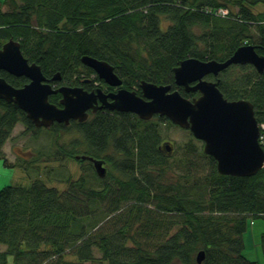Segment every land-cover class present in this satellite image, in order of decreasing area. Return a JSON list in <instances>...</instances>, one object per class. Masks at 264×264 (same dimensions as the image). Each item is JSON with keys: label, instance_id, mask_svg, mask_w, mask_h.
<instances>
[{"label": "trees", "instance_id": "trees-1", "mask_svg": "<svg viewBox=\"0 0 264 264\" xmlns=\"http://www.w3.org/2000/svg\"><path fill=\"white\" fill-rule=\"evenodd\" d=\"M260 2L0 0V47L18 40L47 77L61 74L53 81L59 85L90 90L84 81L96 72L82 62L90 55L112 64L138 94L147 80L194 98L199 92L178 86L174 68L188 57L225 61L245 43L264 55V25L256 24L264 12L254 9ZM220 7L229 8L230 16L216 15ZM0 77L15 87L29 82L3 69ZM218 79L227 99L250 100L258 122L264 121V73L237 64ZM60 99L50 96L58 105ZM158 120L114 110L50 127L54 135L73 137L66 144L56 138L48 159L74 158L83 172L65 190L41 178L0 190V264L10 256L14 264H198L201 250L202 264H260L244 251L249 223L264 219V168L247 177L220 174L215 158L194 139L175 157L161 144L160 131V122L174 124L167 117ZM19 123L42 129L14 102L0 99L4 163V145ZM78 155L104 159L107 175L99 177L93 163ZM261 246L264 252V232Z\"/></svg>", "mask_w": 264, "mask_h": 264}, {"label": "water", "instance_id": "water-1", "mask_svg": "<svg viewBox=\"0 0 264 264\" xmlns=\"http://www.w3.org/2000/svg\"><path fill=\"white\" fill-rule=\"evenodd\" d=\"M82 62L100 79L119 89L106 94L102 89L88 91L82 86H56L53 81H60L61 74L57 72L52 78L47 77L39 64L25 57L21 43L11 38L0 48V70L25 76L29 82L15 87L0 77V99L14 102L36 127L45 128L55 123L83 122L90 109L94 112L101 108L131 112L143 120L165 116L203 141L205 153L215 158L220 174L247 177L264 167V149L259 143L260 127L254 104L247 99H227L219 88V79L208 78L210 75L218 77L234 64H251L259 73H264V55L257 53L253 45L239 47L225 61L196 57L182 60L174 68L175 81L186 91L199 92L194 98L184 96L170 84L147 80L141 81L139 95L136 90L123 87L124 80L108 61L84 55ZM57 93L62 96L60 105L50 101V96ZM164 147L172 151L169 142H165ZM78 158L90 159L99 177L107 175L103 159L82 155ZM204 258L205 251L201 250L197 254L198 264H202Z\"/></svg>", "mask_w": 264, "mask_h": 264}, {"label": "rangeland", "instance_id": "rangeland-1", "mask_svg": "<svg viewBox=\"0 0 264 264\" xmlns=\"http://www.w3.org/2000/svg\"><path fill=\"white\" fill-rule=\"evenodd\" d=\"M2 9L10 10L11 7L8 4H3ZM254 9L257 13L264 12V3L260 2ZM95 75L93 74L91 77L93 78ZM152 120H158V116H155ZM49 129L42 128L40 131L35 132L26 130V126L22 123L16 126L11 138L4 145L8 163H4V159H0V190L10 184L29 186L35 178H41L48 186L65 190L71 180H75L81 175L83 167L74 158H65L59 161L58 157L60 156H58L51 160L48 159V154L46 153L52 151L56 138L59 142L66 144L73 137L68 133H61L60 136L54 135L53 131ZM160 131L163 137L161 144L163 145L169 141L174 153L172 155L175 157L182 156L185 151L184 147L191 143L193 139L195 140L193 141L194 143H198L199 146L203 145L200 140L193 136L190 130L183 129L175 124L160 122ZM23 167H27V169ZM251 221L245 234L244 254L248 259L264 264V252L261 246L264 219L256 218ZM99 255L97 253V256ZM68 258L77 259L75 256H69ZM8 264H14L12 256L8 258ZM83 264H92V262L87 261Z\"/></svg>", "mask_w": 264, "mask_h": 264}, {"label": "flooded vegetation", "instance_id": "flooded-vegetation-1", "mask_svg": "<svg viewBox=\"0 0 264 264\" xmlns=\"http://www.w3.org/2000/svg\"><path fill=\"white\" fill-rule=\"evenodd\" d=\"M1 48V47H0ZM96 77V75H95ZM62 78V77H61ZM99 78V77H98ZM56 82V81H55ZM85 83L88 84V86H90V90H88L87 88H85L84 85H75V86H82L84 89L88 90V91H93V90H97V89H102L103 92H105L106 94L110 93V92H116L119 87H114V86H111L109 84H107L105 81H103L102 79H99V80H93V78L91 77H87L86 80L84 81ZM56 86H60L58 83H54ZM62 85V84H61ZM127 87L125 84L123 85V87ZM57 94H60V93H57ZM108 100H112L111 97L108 98ZM102 102L99 100V104H101ZM99 111H110L108 110L107 108H101V109H98L97 111H93L92 109L89 110V116L87 118V120H89L92 115L94 114H97ZM119 112V111H117ZM87 120L83 121V122H86ZM83 122H79V123H83ZM82 156H86V155H82ZM88 157V156H87ZM90 157V156H89ZM88 159V158H86ZM89 161H91L90 159H88ZM92 162V161H91ZM93 163V162H92ZM108 167V165H107Z\"/></svg>", "mask_w": 264, "mask_h": 264}, {"label": "built area", "instance_id": "built-area-1", "mask_svg": "<svg viewBox=\"0 0 264 264\" xmlns=\"http://www.w3.org/2000/svg\"><path fill=\"white\" fill-rule=\"evenodd\" d=\"M218 14L220 15H227L228 11L226 9H219L217 11ZM260 142L262 143V145L264 146V123L262 124V130H261V136H260Z\"/></svg>", "mask_w": 264, "mask_h": 264}]
</instances>
